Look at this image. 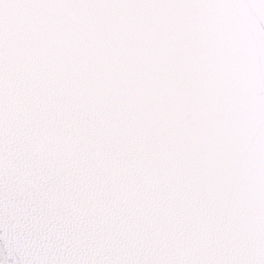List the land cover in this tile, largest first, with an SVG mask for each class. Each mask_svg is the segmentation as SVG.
<instances>
[{"label": "snow or ice", "instance_id": "snow-or-ice-1", "mask_svg": "<svg viewBox=\"0 0 264 264\" xmlns=\"http://www.w3.org/2000/svg\"><path fill=\"white\" fill-rule=\"evenodd\" d=\"M0 264H264V0H0Z\"/></svg>", "mask_w": 264, "mask_h": 264}]
</instances>
